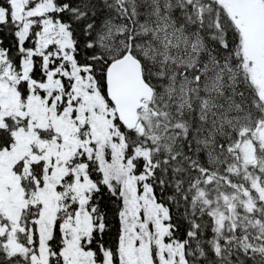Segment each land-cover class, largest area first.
I'll list each match as a JSON object with an SVG mask.
<instances>
[{
    "label": "snow or ice",
    "instance_id": "snow-or-ice-1",
    "mask_svg": "<svg viewBox=\"0 0 264 264\" xmlns=\"http://www.w3.org/2000/svg\"><path fill=\"white\" fill-rule=\"evenodd\" d=\"M0 264H264V0H0Z\"/></svg>",
    "mask_w": 264,
    "mask_h": 264
}]
</instances>
